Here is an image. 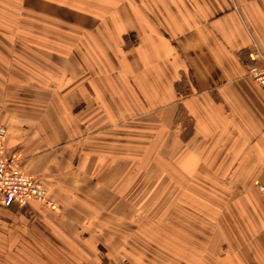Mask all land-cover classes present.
I'll return each instance as SVG.
<instances>
[{
	"label": "crops",
	"instance_id": "obj_1",
	"mask_svg": "<svg viewBox=\"0 0 264 264\" xmlns=\"http://www.w3.org/2000/svg\"><path fill=\"white\" fill-rule=\"evenodd\" d=\"M253 49L264 53V0H0V53L23 54L11 61L19 74L0 77V100L25 108L0 111L5 153L60 202L37 233L80 227L70 203L94 211L139 195L155 148L158 185L220 213L207 222L222 231L209 240L212 263L264 264V86L248 76ZM43 68L61 76L39 81ZM26 90L51 95L49 111ZM18 207L42 212L0 208L2 244L20 241Z\"/></svg>",
	"mask_w": 264,
	"mask_h": 264
},
{
	"label": "rangeland",
	"instance_id": "obj_2",
	"mask_svg": "<svg viewBox=\"0 0 264 264\" xmlns=\"http://www.w3.org/2000/svg\"><path fill=\"white\" fill-rule=\"evenodd\" d=\"M18 54L23 55L17 52L0 53V59L4 60V62L0 60L1 79H9L10 74L14 72L19 74V70L14 69L11 64ZM5 61H9L7 66ZM42 73H37V80L51 82V75L55 76L53 78L55 80L61 76L59 72L56 73L57 76L49 74L44 68ZM25 92L36 97H45L48 101L45 110L49 111L51 95H41L27 90ZM24 100L27 101L25 98ZM25 101L21 100L23 104ZM37 101L39 100L35 102ZM19 102L13 99L0 100V111L3 107L12 111H24V107L20 109ZM7 104L14 106L8 107ZM148 133L150 140L155 138L156 130L150 129ZM150 154L153 156L150 155L149 163L142 172V182L139 184V188L142 186L141 195L118 196L115 206L111 204L109 209L108 205L102 203L101 197L97 204H102L98 206L99 210L94 211H90L81 203L69 204L68 213L77 216L74 222L70 223H76L78 220L80 227L57 228L54 229L56 235L49 230L47 231L49 233L45 234V230L42 229L38 234L40 231L38 224L44 223L43 213L59 214L54 211L60 207V202L55 200L54 211L41 207L40 214L18 207L19 211L24 212L20 222L23 225L21 230L14 228L16 229L14 239L19 234L20 241L14 245L0 243V264H203L205 260H201V257L205 255L208 263L215 262L209 251L211 244L209 240L210 237L221 236L222 231L207 222L210 218L208 216L212 215V218L217 216L215 220L219 223L220 213L205 212L203 205L199 206L196 202L203 197L180 194V191L174 194L173 186L168 182L164 187L159 186L155 148H150ZM49 191L51 192L50 189ZM233 202L236 201L232 200ZM2 207L4 206L0 202V208ZM88 207L93 208V205L88 204ZM192 207L200 210L195 211ZM36 225L37 231L29 230ZM58 225L56 222V226ZM92 225L95 228L90 227ZM105 234L110 238L102 237ZM196 237L201 241V246L194 254L192 246ZM217 246L219 245L213 244V247ZM211 251L214 253L213 248ZM217 261L219 263V260Z\"/></svg>",
	"mask_w": 264,
	"mask_h": 264
},
{
	"label": "built area",
	"instance_id": "obj_3",
	"mask_svg": "<svg viewBox=\"0 0 264 264\" xmlns=\"http://www.w3.org/2000/svg\"><path fill=\"white\" fill-rule=\"evenodd\" d=\"M252 61L248 76L264 86V53L253 49L250 53ZM7 128L0 126V192L1 203L10 207L14 204L22 207L36 203L48 210L55 208V199L48 188L32 173L23 170L18 161L6 156L5 138ZM258 190L264 200V179L259 182Z\"/></svg>",
	"mask_w": 264,
	"mask_h": 264
}]
</instances>
